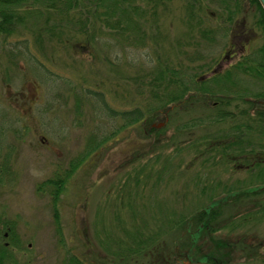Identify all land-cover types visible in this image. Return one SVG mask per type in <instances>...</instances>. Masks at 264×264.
<instances>
[{
	"label": "rangeland",
	"instance_id": "obj_1",
	"mask_svg": "<svg viewBox=\"0 0 264 264\" xmlns=\"http://www.w3.org/2000/svg\"><path fill=\"white\" fill-rule=\"evenodd\" d=\"M137 2L146 8L135 17L144 36L137 46H126L119 37L123 30L90 13L92 0H80L65 16H50L72 30L0 36V247H7L2 264H66L69 254L89 264L93 254L120 264L114 252L131 246L134 237L156 232L160 240L154 244L166 264L205 255L225 264H264V250H258L263 222L203 229L190 249L178 247L185 245L183 227H172L179 215L188 221L207 205L212 190L216 199L227 197L220 186L245 178L244 170L220 159L219 149L206 143L208 135L225 132L231 122L179 128L211 110L209 101L186 109L183 103L191 95L186 92L182 102L156 107L143 121L122 127L121 118L108 115L97 97L86 94L101 92L115 111L146 108L155 101L157 65L190 67L195 79L222 72L263 42L257 13L247 1L241 11L220 0ZM80 25L87 26L84 32H78ZM20 39L29 50L16 45L21 54L10 61L7 54ZM56 178L65 179L57 201L60 233L52 187L37 190ZM239 195L227 198L223 218L249 211L252 200ZM157 249L149 245L121 264H158Z\"/></svg>",
	"mask_w": 264,
	"mask_h": 264
},
{
	"label": "trees",
	"instance_id": "obj_2",
	"mask_svg": "<svg viewBox=\"0 0 264 264\" xmlns=\"http://www.w3.org/2000/svg\"><path fill=\"white\" fill-rule=\"evenodd\" d=\"M80 0H0V36L6 37L10 35L20 34L23 31H33L37 34H55L63 33L65 30H72L65 27L67 23L51 21V15L65 16L70 13V9L76 7ZM138 0H92V10L90 13L95 17L107 22L116 30H123L122 36H119L122 42H126V46L140 45L144 36L141 35V27L135 17L143 16L146 13V8L139 5ZM147 1V0H145ZM155 3H160L163 0H152ZM200 2V0H198ZM223 3L233 2L234 11H241L242 1H247L250 7L257 13L255 25L259 26L264 33V11L257 0H220ZM193 1L190 3L192 4ZM46 13L42 20L43 13ZM254 12V14H255ZM233 12L229 13L231 16ZM113 20H111V18ZM81 19H77L80 22ZM74 20H69V22ZM75 22V21H74ZM124 24V25H122ZM63 25V26H62ZM64 27V28H62ZM86 25H80L78 32H84ZM121 28V29H119ZM140 32V33H139ZM71 33V32H66ZM70 37V36H69ZM65 37V39H70ZM4 39V38H3ZM37 41H42V38L37 37ZM25 39L17 40L13 44L14 50L16 45L21 44L24 51L29 49L24 43ZM130 43L127 45V43ZM1 48V43H0ZM79 49H84L79 46ZM21 54L20 50H15L13 53L7 54L9 60L15 55ZM155 76L153 77L154 90L152 96L155 98L153 104H149L146 108L134 107L132 109H124L115 111L110 109L104 100V97L99 91H86L87 95L97 97L102 105L107 109L110 116H117L123 120V125L128 126L144 120V114L151 113L156 107L169 105L171 102H182L186 92H191L188 99L183 103L186 109L195 106L203 101H209L210 111L206 116H202L196 121H188L179 125V128H190L199 126L203 122H231L229 129L221 133L219 131L211 133L207 138V145L215 146L221 155L220 159L232 161L233 167L236 170H244L245 178L238 180L237 185L220 186L227 195L220 199H216L215 190L211 191L209 202L207 205L199 207L189 215V220H184V215H179L174 221L175 229L183 227L185 238L181 239L185 245L178 247H187L190 249L196 243V234L203 229L215 230L222 228L225 225L239 227L247 223H264V38L263 42L256 48L240 55V58L229 68L222 72H214L206 76L204 79H195L194 69L181 66L180 71L176 68L165 69L161 65L155 67ZM221 96L219 97L218 95ZM194 100H193V99ZM212 100V101H211ZM201 105V104H200ZM232 105L233 110L228 106ZM202 106V105H201ZM161 107V108H162ZM152 119V117H151ZM151 128V127H150ZM153 130V128H151ZM105 139L95 145L101 144ZM95 147H89L93 149ZM236 160L238 163H236ZM77 165H74V168ZM65 179H47L37 190H42L44 186H51L50 192L55 222L57 231L60 233L59 218L57 210V201L59 194L63 189ZM214 194V195H213ZM247 195V199L252 200L249 203V211L240 213L236 216L223 218V211L227 205L228 197L238 198L240 195ZM10 225V223L5 222ZM168 225V228L172 227ZM10 230V229H9ZM13 232V231H12ZM159 232L152 236H138L133 239L136 242L131 243L125 250L120 248L118 252L119 263H123V259L130 255L141 254L142 251L149 245H157L154 243L159 239ZM87 242V241H86ZM245 246L247 244L241 242ZM263 251L264 240L259 243ZM252 246V245H251ZM92 246L84 245L85 249ZM6 245L0 247V264L1 258L5 257ZM118 249V247H117ZM251 253L256 254V248L248 247ZM160 260L158 264H166L165 258L161 251L158 250ZM176 254V248H174ZM105 258V257H104ZM104 258L97 254L90 256L89 262L92 264H108ZM202 260H186L180 259L178 263L171 264H225L224 259L217 258L214 255H205ZM189 261V262H187ZM66 264H89L83 259L75 255L69 254ZM110 264V263H109ZM112 264V263H111Z\"/></svg>",
	"mask_w": 264,
	"mask_h": 264
},
{
	"label": "water",
	"instance_id": "obj_3",
	"mask_svg": "<svg viewBox=\"0 0 264 264\" xmlns=\"http://www.w3.org/2000/svg\"><path fill=\"white\" fill-rule=\"evenodd\" d=\"M258 2H259L261 8H262L263 11H264V0H258Z\"/></svg>",
	"mask_w": 264,
	"mask_h": 264
}]
</instances>
